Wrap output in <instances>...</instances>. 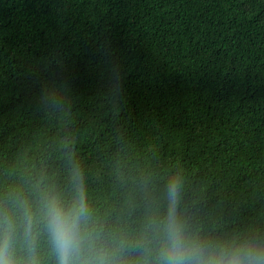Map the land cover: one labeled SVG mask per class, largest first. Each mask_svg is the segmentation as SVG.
I'll return each instance as SVG.
<instances>
[{
    "label": "trees",
    "instance_id": "obj_1",
    "mask_svg": "<svg viewBox=\"0 0 264 264\" xmlns=\"http://www.w3.org/2000/svg\"><path fill=\"white\" fill-rule=\"evenodd\" d=\"M74 178L117 264H157L170 211L264 251V0H0V211Z\"/></svg>",
    "mask_w": 264,
    "mask_h": 264
},
{
    "label": "clouds",
    "instance_id": "obj_2",
    "mask_svg": "<svg viewBox=\"0 0 264 264\" xmlns=\"http://www.w3.org/2000/svg\"><path fill=\"white\" fill-rule=\"evenodd\" d=\"M16 215L0 211V264H39L38 239L43 232L55 254L56 264H117L118 257L104 246L99 232L89 228L91 212L83 186L73 179L67 201L47 188L37 192V203L17 197ZM163 236L157 264H264V251L250 244L239 247L210 246L190 239L170 211L161 222ZM24 256L17 259L16 245ZM141 242H137V247Z\"/></svg>",
    "mask_w": 264,
    "mask_h": 264
}]
</instances>
